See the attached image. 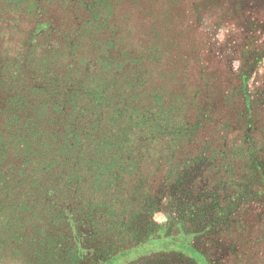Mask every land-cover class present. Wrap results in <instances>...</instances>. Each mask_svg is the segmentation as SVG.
Here are the masks:
<instances>
[{"label": "rangeland", "instance_id": "rangeland-1", "mask_svg": "<svg viewBox=\"0 0 264 264\" xmlns=\"http://www.w3.org/2000/svg\"><path fill=\"white\" fill-rule=\"evenodd\" d=\"M12 2L0 264H264V0Z\"/></svg>", "mask_w": 264, "mask_h": 264}, {"label": "trees", "instance_id": "trees-1", "mask_svg": "<svg viewBox=\"0 0 264 264\" xmlns=\"http://www.w3.org/2000/svg\"><path fill=\"white\" fill-rule=\"evenodd\" d=\"M7 1V0H5ZM14 2H12L13 7H15V10H24V13L29 14L30 16L33 17V27H32V38L34 39V41L36 39H39L40 36L42 35H51L55 29L52 27V23L49 19L45 18V16L43 15L44 11L47 10V8H49V6L47 5L49 0H13ZM139 2V1H138ZM108 2H106V4L102 7H97L98 10H100L99 12H95L93 11V13L91 14L92 17L90 18V21L87 18V22L86 20L82 22V25L85 26L84 23H86V27L90 28V27H95L98 22L103 18L102 16L106 13H108L109 10V6L107 5ZM50 4V3H49ZM51 6V4H50ZM111 12V9H110ZM110 14V13H109ZM43 15V16H42ZM42 16L43 19H41L40 17ZM107 18V17H106ZM92 21V22H91ZM108 21V20H107ZM106 22V20L104 21V23ZM82 25L80 26L79 30H76V28L73 31V34L71 35V40L73 41V48L76 45H79L80 43H82V41L85 38V29L82 27ZM9 31L11 30L8 27ZM89 32V31H87ZM92 32V30H91ZM93 33V32H92ZM100 45L103 47L104 43L99 42ZM99 43H95V45H98ZM108 43V42H107ZM106 43V44H107ZM68 44V43H67ZM72 53H76L78 56L79 54L75 51V49H70ZM79 58H82L81 56H79ZM140 61L144 62L145 60H147V57L145 56V54L141 55L140 57H137ZM157 59V58H156ZM153 60H155L153 58ZM79 65V64H78ZM81 66V65H79ZM160 111L156 110V113H159ZM157 116H160V114H157ZM145 115L142 114V116L139 117L140 121H145ZM145 123V122H144ZM73 256L75 259L80 258L81 256V248L79 247V242H77L75 239H73ZM196 257V256H195Z\"/></svg>", "mask_w": 264, "mask_h": 264}]
</instances>
